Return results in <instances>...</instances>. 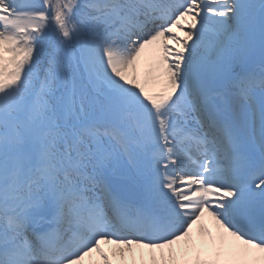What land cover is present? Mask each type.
<instances>
[{
    "label": "snow or ice",
    "instance_id": "6c2138e0",
    "mask_svg": "<svg viewBox=\"0 0 264 264\" xmlns=\"http://www.w3.org/2000/svg\"><path fill=\"white\" fill-rule=\"evenodd\" d=\"M0 264H264V0H0Z\"/></svg>",
    "mask_w": 264,
    "mask_h": 264
},
{
    "label": "bare ground",
    "instance_id": "6f19581e",
    "mask_svg": "<svg viewBox=\"0 0 264 264\" xmlns=\"http://www.w3.org/2000/svg\"><path fill=\"white\" fill-rule=\"evenodd\" d=\"M257 72H259V71H257Z\"/></svg>",
    "mask_w": 264,
    "mask_h": 264
}]
</instances>
